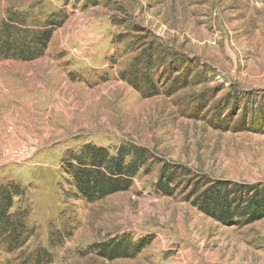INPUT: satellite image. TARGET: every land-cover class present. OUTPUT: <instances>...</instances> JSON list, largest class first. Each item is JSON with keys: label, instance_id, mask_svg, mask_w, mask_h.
I'll return each instance as SVG.
<instances>
[{"label": "rangeland", "instance_id": "obj_1", "mask_svg": "<svg viewBox=\"0 0 264 264\" xmlns=\"http://www.w3.org/2000/svg\"><path fill=\"white\" fill-rule=\"evenodd\" d=\"M16 13L29 28L62 23L42 58L0 60V185L25 190L10 214L26 209L32 230L13 254L0 245V264L35 248L50 264H264V218L223 226L185 194L158 196L161 164L94 203L75 200L60 172L68 150L132 145L209 182L263 190L264 0H0V28ZM144 51L152 97L120 77ZM120 239L145 248L114 261L88 251Z\"/></svg>", "mask_w": 264, "mask_h": 264}, {"label": "trees", "instance_id": "obj_2", "mask_svg": "<svg viewBox=\"0 0 264 264\" xmlns=\"http://www.w3.org/2000/svg\"><path fill=\"white\" fill-rule=\"evenodd\" d=\"M25 18L23 14L16 13L1 26L0 60L27 63L42 58L53 31L62 23L52 17L49 21L38 23L35 28H29ZM154 63L153 55L144 51L120 77L144 97L158 95L157 84L150 74ZM183 87L184 82L172 81V89ZM155 163L161 164L155 185L158 196L172 197L176 191L185 194V201L192 200L191 204L198 211L223 226H233L242 217H247L249 223L264 218V189L252 192V186L227 181L209 182L183 166L160 161L141 147L120 145L112 151L85 144L76 151L64 153L60 160V172L67 176L64 181L69 182L75 200L94 203L128 192L133 179L140 173L149 174ZM24 197L25 190L19 185H0V245L7 254L22 249L32 237V230L30 232L25 223L27 210L20 208L10 214L14 200H24ZM143 243L141 240L129 245L120 239L91 246L88 251L92 249L97 257L108 261L133 259L145 248ZM19 261L22 264H50L52 255L42 248H35L30 253H21Z\"/></svg>", "mask_w": 264, "mask_h": 264}]
</instances>
